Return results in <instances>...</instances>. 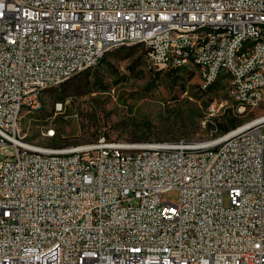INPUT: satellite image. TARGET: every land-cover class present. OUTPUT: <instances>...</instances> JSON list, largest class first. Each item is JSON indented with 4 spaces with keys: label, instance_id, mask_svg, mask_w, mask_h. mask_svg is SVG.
<instances>
[{
    "label": "built area",
    "instance_id": "1",
    "mask_svg": "<svg viewBox=\"0 0 264 264\" xmlns=\"http://www.w3.org/2000/svg\"><path fill=\"white\" fill-rule=\"evenodd\" d=\"M260 19L264 0H0V264H264V114L209 140L103 135L36 149L21 130L23 115L41 109L38 88L129 41L160 71L202 63V87L232 70L234 108L250 99L257 110ZM211 23L226 32H196ZM244 34L252 62L233 65ZM171 190L176 203L163 200Z\"/></svg>",
    "mask_w": 264,
    "mask_h": 264
},
{
    "label": "rangeland",
    "instance_id": "2",
    "mask_svg": "<svg viewBox=\"0 0 264 264\" xmlns=\"http://www.w3.org/2000/svg\"><path fill=\"white\" fill-rule=\"evenodd\" d=\"M228 77L222 75L204 91L196 64L160 71L149 62L145 45H123L110 50L96 67L46 90L42 108L21 118L22 134L55 147L89 143L103 135L138 142L208 139L233 129V122L239 125L264 114V104L246 116L237 112ZM48 127L54 128L55 137L43 136ZM163 200L176 203L178 192H165Z\"/></svg>",
    "mask_w": 264,
    "mask_h": 264
},
{
    "label": "bare ground",
    "instance_id": "3",
    "mask_svg": "<svg viewBox=\"0 0 264 264\" xmlns=\"http://www.w3.org/2000/svg\"><path fill=\"white\" fill-rule=\"evenodd\" d=\"M260 26H264V19H260ZM196 32H203L204 35H217L221 33L226 32V24L223 23H211V24H200L196 25ZM137 44V41H129L127 45H134ZM125 44H115V45H109V48H107V53L117 47L123 46ZM252 49V42H251V34H244L241 39H238L237 42H233V54H232V63L233 65H240V62H252V55H246L249 53V50ZM152 64V61H149ZM262 63H264V50H262ZM199 68L200 71L202 70V63H194ZM204 72H213V63L212 62H204ZM223 75V71H216L215 72V81H209L207 84L203 85V89L208 90L216 82L221 78ZM225 75L229 76V79H232V70H225ZM70 79H66L68 81ZM64 83V82H63ZM62 83H59L60 85ZM58 85H45L43 88H38V95H41V108L43 106V95L44 92L50 88H53ZM235 91V84H228V92ZM242 106H248L247 109H239L236 108L237 112L240 113L243 116H246L247 114H250L252 111L256 110L255 106H250V99H242ZM264 117V115H262ZM255 119V118H254ZM253 120V119H252ZM43 136L47 138H53L56 135L51 133H44ZM215 139V136H212L208 139ZM123 143H130V144H141V142L138 141H125L120 140ZM158 142V141H154ZM165 142H177V141H165ZM32 144L36 149H43V146H47L46 144H41L32 141ZM133 163H141V156H133Z\"/></svg>",
    "mask_w": 264,
    "mask_h": 264
},
{
    "label": "trees",
    "instance_id": "4",
    "mask_svg": "<svg viewBox=\"0 0 264 264\" xmlns=\"http://www.w3.org/2000/svg\"><path fill=\"white\" fill-rule=\"evenodd\" d=\"M136 45H137V44H136ZM133 47H134V46H133ZM133 47H132V48H133ZM101 61H102V60H101ZM100 63H101V62H100ZM177 69H179V68H177ZM174 70H176V69H174ZM64 83H65V82H64ZM211 88H212V87H211ZM207 91H208V90H207ZM232 125H233V126H232L233 128H235V127L237 126V124H236V123H234V122H233V124H232Z\"/></svg>",
    "mask_w": 264,
    "mask_h": 264
}]
</instances>
